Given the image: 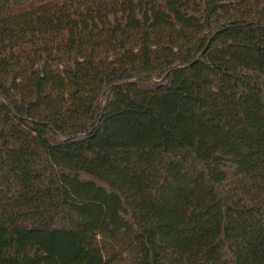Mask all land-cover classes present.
I'll return each mask as SVG.
<instances>
[{"label": "trees", "instance_id": "trees-1", "mask_svg": "<svg viewBox=\"0 0 264 264\" xmlns=\"http://www.w3.org/2000/svg\"><path fill=\"white\" fill-rule=\"evenodd\" d=\"M264 264V0H0V264Z\"/></svg>", "mask_w": 264, "mask_h": 264}, {"label": "rangeland", "instance_id": "rangeland-1", "mask_svg": "<svg viewBox=\"0 0 264 264\" xmlns=\"http://www.w3.org/2000/svg\"><path fill=\"white\" fill-rule=\"evenodd\" d=\"M122 257L124 259V262L129 264V260H128L127 256L124 254Z\"/></svg>", "mask_w": 264, "mask_h": 264}]
</instances>
